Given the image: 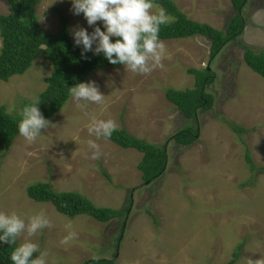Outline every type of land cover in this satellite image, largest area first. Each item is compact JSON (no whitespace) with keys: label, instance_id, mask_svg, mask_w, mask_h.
Segmentation results:
<instances>
[{"label":"rangeland","instance_id":"obj_1","mask_svg":"<svg viewBox=\"0 0 264 264\" xmlns=\"http://www.w3.org/2000/svg\"><path fill=\"white\" fill-rule=\"evenodd\" d=\"M173 1L191 20L223 32L237 14L232 0ZM71 8L69 0H42L37 14L43 31L58 33L61 14L71 30L88 28L83 15H73ZM0 12L10 13L7 0H0ZM243 15V34L216 59H211L212 42L206 37L161 40L162 67L149 74L124 66L98 69L87 81L97 82L105 95L102 105L89 103L81 110L70 98L35 142L20 135L15 139L8 155L0 156V212L26 218L43 211L49 220V227L34 236L24 233L19 244H37L48 253V264H83L93 257L114 264H230L241 246L234 264H264V172L252 173L245 159L249 150L255 164L264 167V78L246 64L240 44L264 50V0H249ZM42 49L25 74L0 81V106L14 117L48 88L46 79L54 69ZM191 68L215 73V82L205 88L215 107L198 111L195 120L166 98L169 88L195 86V75L187 72ZM89 115L112 119L117 130L124 127L137 138L166 145L165 174L144 181L138 169L143 154L90 136ZM188 125L198 129L193 145L170 140ZM89 140L100 146V159L91 158ZM36 183L79 193L99 208L123 210L124 215L109 223L85 214L69 218L52 203L29 197L28 187ZM70 232L76 237L62 243Z\"/></svg>","mask_w":264,"mask_h":264},{"label":"trees","instance_id":"obj_2","mask_svg":"<svg viewBox=\"0 0 264 264\" xmlns=\"http://www.w3.org/2000/svg\"><path fill=\"white\" fill-rule=\"evenodd\" d=\"M249 0H232L237 12L229 23L225 32L219 31L208 24L191 20L180 10L173 0H154L156 5L162 6L175 20L171 25L161 26L160 40H181L196 36L208 38L211 44V59L214 60L222 50L231 42H236L243 34L246 20L243 11ZM10 13L3 15L0 12V38L3 47L0 54V81L8 82L16 75L25 74L34 64L36 58L45 47V59L53 66V73L46 79L48 88L39 97L40 110L49 121L59 113L71 98L68 87L75 86L79 82H87L90 75L98 70L108 67H121L111 65L103 54L96 55L94 50L86 53L87 59L81 56L82 47L74 45L69 19L62 14L61 27L56 34H47L43 31L38 7L42 0H7ZM245 53L246 64L257 74L264 78V50L244 43H240ZM203 71V72H202ZM187 72L195 77V86L187 90H166V98L187 119H196L200 110L211 111L215 107L214 96L205 91L206 87L215 82V73L209 69H188ZM33 101V100H32ZM26 102L24 105L32 102ZM24 107V106H23ZM20 117H14L8 113L6 106H0V156L6 157L11 146L19 136L18 123ZM239 134L248 133L247 129L233 127ZM198 129L192 125L179 130L170 140L180 146H191L196 142ZM114 144L124 149H136L143 154L142 161L138 165L144 181H156L161 178L167 168L168 153L166 145L157 146L146 140L130 134L124 127L113 133L111 139ZM246 163L252 173L264 172V167L255 164L249 150L246 152ZM104 176L110 181V175L104 172ZM29 197L39 203H52L58 212L75 218L79 215H88L101 223H109L115 219H121L123 210L112 208H99L85 196L76 192H58L49 183H36L28 187ZM129 209V208H128ZM149 215L153 216L150 210ZM124 229V226L122 227ZM120 243H121V239ZM19 240L17 241V245ZM238 247L235 253L239 258ZM13 248L6 244H0V264H12L10 254ZM36 254H34L35 256ZM233 263L230 264H234ZM83 264H114L108 259L89 260Z\"/></svg>","mask_w":264,"mask_h":264},{"label":"clouds","instance_id":"obj_3","mask_svg":"<svg viewBox=\"0 0 264 264\" xmlns=\"http://www.w3.org/2000/svg\"><path fill=\"white\" fill-rule=\"evenodd\" d=\"M69 2L73 15H83L88 28L92 29L91 33L88 28L80 26L71 30L74 45L83 48L81 56L84 59H87L86 53L92 52L95 45L94 54L102 53L108 63L124 66L132 73L149 74L156 67L163 66L161 62L165 55V45L159 34L161 26L169 24L172 17L165 8L156 5L154 0ZM68 90L69 96L81 110H85L89 103L102 105L105 100L95 80L79 82L68 87ZM40 104L38 100H33L18 113L19 135L29 143L35 142L42 135V130L51 125L41 112ZM85 114L88 115L87 112ZM89 120L88 133L97 140H109L117 131V124L112 119H97L95 115H89ZM88 147L92 150L91 158L100 159V146L94 140L88 141ZM46 227H49V220L43 211L26 218L16 212H0V244L13 248L10 254L12 264H48V253L37 244L26 240L17 245L24 233L34 236ZM75 237L76 233L70 232L62 243L66 244ZM93 259L98 260V257Z\"/></svg>","mask_w":264,"mask_h":264}]
</instances>
